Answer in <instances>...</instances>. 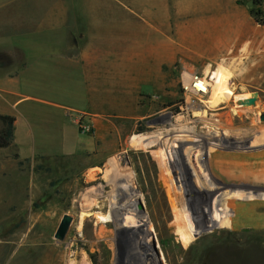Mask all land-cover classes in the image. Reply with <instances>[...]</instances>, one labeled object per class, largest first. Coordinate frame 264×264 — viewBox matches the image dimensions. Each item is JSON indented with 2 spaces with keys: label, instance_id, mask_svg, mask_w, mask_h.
<instances>
[{
  "label": "rangeland",
  "instance_id": "1",
  "mask_svg": "<svg viewBox=\"0 0 264 264\" xmlns=\"http://www.w3.org/2000/svg\"><path fill=\"white\" fill-rule=\"evenodd\" d=\"M158 2L121 0L120 26L130 21L148 31L146 21L154 26L150 18L157 13L151 6ZM239 2L247 7L248 0ZM248 6L252 26H210L222 29L212 42L203 40L208 26H192L193 38L183 40L176 36L188 26L173 22L168 36L165 26L152 32L150 46L168 44L176 51L167 61L148 63L152 87L138 101L144 117L122 127L118 154L100 172L41 161L31 174L0 149V264H65L72 252L77 264H126L130 234L138 238V257L129 252L137 264H264V25L250 16L252 0ZM108 9L105 3V21ZM174 10L169 3V14ZM215 44L219 53L209 54ZM217 66L230 72L234 96L211 110L204 105L207 96L184 95L181 81L184 74L206 76ZM248 93L259 108L234 112L237 99ZM201 109L205 116L196 115ZM131 199L138 216H130ZM124 209L127 218L119 215ZM81 212L89 216L78 226ZM64 214L72 222L57 240ZM99 216L106 220L100 223ZM117 246L125 250L123 260Z\"/></svg>",
  "mask_w": 264,
  "mask_h": 264
},
{
  "label": "crops",
  "instance_id": "2",
  "mask_svg": "<svg viewBox=\"0 0 264 264\" xmlns=\"http://www.w3.org/2000/svg\"><path fill=\"white\" fill-rule=\"evenodd\" d=\"M120 6L121 0H0V115L14 118L3 158L28 165L31 174L41 161L100 172L118 154L122 127L144 117L138 101L152 87L148 63L176 51L150 46L153 31L165 26L168 36L170 22L188 26L176 36L183 40L193 38L192 26H208L203 38L212 42L222 29L210 26H252L239 0H159L149 7L157 13L154 26L145 20L148 31L130 21L120 26ZM76 112L87 115L90 133L79 132Z\"/></svg>",
  "mask_w": 264,
  "mask_h": 264
},
{
  "label": "bare ground",
  "instance_id": "3",
  "mask_svg": "<svg viewBox=\"0 0 264 264\" xmlns=\"http://www.w3.org/2000/svg\"><path fill=\"white\" fill-rule=\"evenodd\" d=\"M197 40V44L199 46H202V42L200 41V39H196ZM205 41V39H203ZM207 42V40H206ZM214 43V42H213ZM219 45V44H218ZM217 44H215L214 46H211L210 48H207L206 50L209 51V54H217L219 53V46ZM222 45V44H221ZM224 47V46H223ZM221 48V47H220ZM247 51V49H246ZM259 65V64H258ZM206 76L205 78H209V79H206L205 80V84L207 86V88H204L205 90V93H203L201 96H199V98H203L204 96H207L206 100L204 101V105L206 108H209L211 110H216L218 108V106L220 105H223L225 104L227 101H229L234 95H233V90L232 88L227 84L228 80L231 78V74L228 70L224 69L223 67H216L213 71L212 70H209L207 71V73H205ZM183 77L187 80L189 75L188 74H184ZM250 94H246L244 95L243 97H241L240 99L238 98L237 101L239 100H246L248 98H250ZM237 98V97H236ZM200 103H202L203 101L202 100H199ZM258 102V101H257ZM233 111L236 112V113H239V110H242L244 109L245 111H254L255 109H258L259 108V105L258 103H256L253 107H247L246 105H241L240 103H237L235 102V107H232ZM202 111L200 113H197L196 115L197 116H205L204 114H207L206 111H203V109H201ZM257 111V110H256ZM203 112V113H202ZM258 112V111H257ZM242 114V113H241ZM181 118V116L179 117ZM229 118V117H228ZM227 119V118H226ZM228 120V119H227ZM182 121V120H181ZM230 122V120H228ZM179 123V122H178ZM184 124V123H183ZM179 125V124H178ZM183 128V127H182ZM150 145H153V144H156L155 141L151 140L149 141ZM240 149V153L243 152V148H239ZM238 149V150H239ZM245 152V151H244ZM243 155V154H242ZM245 155V154H244ZM243 155V156H244ZM130 207V208H129ZM131 207L133 208V212L131 215H136L138 216L139 212L138 210L136 209V206L135 204L133 203V199H131V202L130 204L128 205V208L131 209ZM126 210L124 209V211H120V217H121V212H122V215L124 217L127 218L128 216V212H125ZM124 212V213H123ZM89 214L87 213H82L79 214V221H78V226L81 225L82 221L85 219V217H88ZM264 217V215H262ZM98 220L99 222L101 223L102 221L106 220V218L104 216H99L98 217ZM142 219L140 218V221L139 223L142 224ZM103 223V222H102ZM84 224V223H83ZM82 224V225H83ZM118 226V225H117ZM127 229V228H126ZM79 231V230H78ZM81 231V230H80ZM56 232V231H55ZM98 233H101V232H98ZM55 234V233H54ZM102 234H98V238L97 239H100ZM134 239V240H133ZM142 235H140V240L142 241ZM129 240H130V244L132 243V246L133 248L132 251L130 253H132V255L135 257H138L137 253H136V250H137V243H138V238L137 236L136 237H133L131 236V234L129 235ZM136 242H133L135 241ZM136 244V246H135ZM73 248V245H68V249L69 251ZM54 250V249H53ZM57 251V250H55ZM82 254V253H81ZM84 254V253H83ZM75 253H70L69 255H67L68 259L66 261L65 264H77V261H75ZM86 256V255H85ZM77 258V257H76ZM87 258V257H86ZM53 259V258H52ZM88 259V258H87ZM137 260V259H135ZM52 261V260H51ZM50 261V262H51ZM85 261V260H84ZM139 261V260H138ZM49 262V264H50ZM135 262V261H134ZM137 264V263H136ZM139 264V263H138ZM141 264V263H140Z\"/></svg>",
  "mask_w": 264,
  "mask_h": 264
},
{
  "label": "built area",
  "instance_id": "4",
  "mask_svg": "<svg viewBox=\"0 0 264 264\" xmlns=\"http://www.w3.org/2000/svg\"><path fill=\"white\" fill-rule=\"evenodd\" d=\"M189 77L186 80L185 78L181 81V87L184 91V95L188 97H198L205 93L204 88H207L205 84V76H201L197 73L188 74ZM70 110H67V114ZM73 122L75 123L77 129L81 133H90L91 127L90 124L84 122L87 118V115L84 113L76 112L72 115Z\"/></svg>",
  "mask_w": 264,
  "mask_h": 264
},
{
  "label": "trees",
  "instance_id": "5",
  "mask_svg": "<svg viewBox=\"0 0 264 264\" xmlns=\"http://www.w3.org/2000/svg\"><path fill=\"white\" fill-rule=\"evenodd\" d=\"M252 5L256 8L250 11V16L259 25H264V12L260 9L261 1L252 0ZM0 149L9 147L13 141L14 118L0 115ZM16 158V157H15Z\"/></svg>",
  "mask_w": 264,
  "mask_h": 264
},
{
  "label": "water",
  "instance_id": "6",
  "mask_svg": "<svg viewBox=\"0 0 264 264\" xmlns=\"http://www.w3.org/2000/svg\"><path fill=\"white\" fill-rule=\"evenodd\" d=\"M255 100H256V95L253 94V96L251 98H248L246 100H239L238 103H240L241 105L249 106V105H254ZM260 119L262 121H264V114L261 115ZM139 208H141V205H139ZM71 222H72L71 216H69L68 214H64L62 216L60 222H59L57 229H56V232L54 234V238L57 240L64 238L65 234L67 233V231L69 229ZM153 247H154V243H153Z\"/></svg>",
  "mask_w": 264,
  "mask_h": 264
},
{
  "label": "flooded vegetation",
  "instance_id": "7",
  "mask_svg": "<svg viewBox=\"0 0 264 264\" xmlns=\"http://www.w3.org/2000/svg\"><path fill=\"white\" fill-rule=\"evenodd\" d=\"M122 233V237H125V236H128L127 234L128 233H126V232H121ZM130 248V247H129ZM129 248H128V250H127V260H126V264H136L135 262H134V258H133V256L129 253ZM125 250H123L121 247H118L117 246V248H116V252L117 253H120V258H121V260H123V252H124ZM119 264H125V263H123L122 261H120V263Z\"/></svg>",
  "mask_w": 264,
  "mask_h": 264
}]
</instances>
